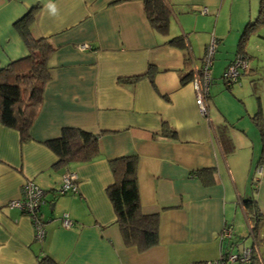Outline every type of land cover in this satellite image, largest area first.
<instances>
[{
    "label": "crops",
    "instance_id": "obj_1",
    "mask_svg": "<svg viewBox=\"0 0 264 264\" xmlns=\"http://www.w3.org/2000/svg\"><path fill=\"white\" fill-rule=\"evenodd\" d=\"M164 1L170 10L167 35L151 27L139 0H0V69L27 55L13 24L33 6L39 9L31 34L53 46L47 59L51 77L27 139L0 123V264H47L39 261L41 255L58 264H199L247 246L242 200L254 197L264 212V160L255 173L261 143L250 117L257 94L264 121V25L248 37V65L238 82L224 84L238 99L232 109L214 101L209 88L203 115L192 83L181 78L199 65L212 38L215 49L231 32L237 41L256 16L258 0H236L228 27L218 31L215 22L212 37L195 25L208 19L210 9L233 0ZM197 34H203L200 45L193 43ZM177 35L186 49L167 43ZM234 56L235 51L224 67ZM149 65L152 81L147 76L120 81L145 73ZM163 121L175 137L161 134ZM64 127L98 134L99 153L89 161L56 165L57 156L44 142ZM129 154L137 157L141 210L158 216V242L143 251L123 244L105 191L113 181L108 160ZM205 167L216 169L213 183L192 173ZM67 169L77 174V191L58 194ZM25 179L45 191L49 204L46 217L40 216L41 241L34 239L30 217L8 205L20 197ZM63 213L70 227L61 225ZM224 226L232 235L222 240ZM261 228L264 232V223ZM252 239L249 246L261 260Z\"/></svg>",
    "mask_w": 264,
    "mask_h": 264
},
{
    "label": "trees",
    "instance_id": "obj_2",
    "mask_svg": "<svg viewBox=\"0 0 264 264\" xmlns=\"http://www.w3.org/2000/svg\"><path fill=\"white\" fill-rule=\"evenodd\" d=\"M139 1L151 27L156 32L167 35L170 10L166 2L164 0ZM38 9L39 5L31 7L13 24L27 49V55L0 69V123L17 129L22 140L28 137V129L41 103L44 84L51 77L47 59L53 52V46L47 38H35L30 30ZM263 25L264 0H258L256 16L252 20H248L239 33L235 55L241 53L248 58L245 51L248 37L251 32ZM167 43L181 49L187 48V43L181 35L170 37ZM153 72V67L149 65L145 73L124 77L120 81L134 82L144 76L152 81ZM191 79L192 70L182 77L181 81L187 82ZM256 103L257 110L250 117L259 132L261 143L257 168L264 160V121L260 98L257 94ZM162 126L161 134L175 137V131L167 129L165 121H163ZM225 137L227 136L225 135ZM44 144L57 156L56 165L89 161L99 153L98 134L80 127H64L58 137L46 140ZM136 163L137 157L134 154L110 158L108 165L113 181L106 187L105 191L112 204L115 214L114 220L123 244L135 246L139 251H143L158 242V216L156 213H144L141 210ZM215 170L214 167H205L195 169L192 173L199 176L204 184H210L215 181ZM203 173L206 175L203 176ZM241 204L250 235L255 238L259 228L264 223V212L254 197L243 199ZM230 237L221 239L225 240ZM251 247L253 250L251 264H260L259 261L261 260V263L264 264V256L258 260L254 246L251 245ZM227 252L229 251L225 249L222 254L225 255ZM39 261L47 264H58L45 255H41ZM210 262H200L199 264H209Z\"/></svg>",
    "mask_w": 264,
    "mask_h": 264
},
{
    "label": "built area",
    "instance_id": "obj_3",
    "mask_svg": "<svg viewBox=\"0 0 264 264\" xmlns=\"http://www.w3.org/2000/svg\"><path fill=\"white\" fill-rule=\"evenodd\" d=\"M203 12L207 11V8L202 9ZM86 44H81V48H86ZM215 51V39L206 45L204 53L201 57L198 66H194L192 69V79L190 82L195 91L196 104L200 112L204 115L207 113L206 106L204 104V97L209 90L211 84V65L213 63ZM248 65V58L241 53L236 54L231 61H229L224 67L221 78L226 86H230L238 82L241 71L245 70ZM260 168L255 170V173H259ZM255 181V180H254ZM77 174L71 170H65L62 175V182L57 189L58 193H68L77 191ZM45 202L44 191L31 179H25L20 186V197L8 202L11 207L18 208L21 212L27 214L32 222L34 229V239L41 241L45 237L44 221L40 218V207ZM72 221L68 218L67 213H63L61 216V225L63 227H70ZM232 231L230 226H224L220 231V238H227L231 236ZM252 247L244 246L240 251H229L225 255L222 253L220 256L211 261L209 264H251L252 262ZM260 264L261 261H259Z\"/></svg>",
    "mask_w": 264,
    "mask_h": 264
},
{
    "label": "rangeland",
    "instance_id": "obj_4",
    "mask_svg": "<svg viewBox=\"0 0 264 264\" xmlns=\"http://www.w3.org/2000/svg\"><path fill=\"white\" fill-rule=\"evenodd\" d=\"M235 1L233 0V3L227 2L222 8L220 9L219 5H217L215 8L210 9V12L208 15H205L208 17L206 20H202L198 22V25L196 24L195 31H201V30H208L210 33L209 36H213V28L215 26V22L217 25V30L222 31L223 29H226L228 27V20L231 16H234L235 13ZM193 13V11L191 12ZM217 19V20H216ZM193 38V43L200 45L203 39V34H197L196 36L192 35ZM239 35H237V41H238ZM237 41H235V35L233 32H231L226 39H220L218 46L216 47L214 51V57H213V63L211 65V84L209 88L211 89L212 92V99L214 101H217L219 103L222 102L221 106L222 108H228L232 109L233 103V98L234 95L232 94V90L229 91L226 89L224 83L221 81V71L224 67V64L226 62V59L232 56L233 52L236 50V45ZM210 42V41H209ZM208 42V43H209ZM236 42V43H235ZM207 43V44H208ZM222 43V44H221ZM206 44V45H207ZM190 60L192 61H197L198 58H193L192 56L190 57ZM237 85H234L236 87ZM237 99V98H235ZM238 100V99H237ZM247 106V105H246ZM244 121L247 118H243ZM49 204L44 203L40 207V216L45 218L46 214L49 212ZM40 217V218H41ZM44 221V220H43ZM240 226L244 225L243 228V236H244V241L247 246L252 244V235H250L249 228L244 222V220L241 218L240 220ZM256 244L258 246V249L261 253L262 256H264V232L263 229L261 228L256 236Z\"/></svg>",
    "mask_w": 264,
    "mask_h": 264
},
{
    "label": "clouds",
    "instance_id": "obj_5",
    "mask_svg": "<svg viewBox=\"0 0 264 264\" xmlns=\"http://www.w3.org/2000/svg\"><path fill=\"white\" fill-rule=\"evenodd\" d=\"M52 11L55 12V8L54 7L52 8Z\"/></svg>",
    "mask_w": 264,
    "mask_h": 264
}]
</instances>
